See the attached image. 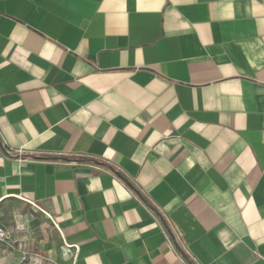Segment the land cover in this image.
Wrapping results in <instances>:
<instances>
[{"label": "crops", "instance_id": "0c3cea01", "mask_svg": "<svg viewBox=\"0 0 264 264\" xmlns=\"http://www.w3.org/2000/svg\"><path fill=\"white\" fill-rule=\"evenodd\" d=\"M27 207L53 264H264V0H0V210Z\"/></svg>", "mask_w": 264, "mask_h": 264}, {"label": "rangeland", "instance_id": "374dc122", "mask_svg": "<svg viewBox=\"0 0 264 264\" xmlns=\"http://www.w3.org/2000/svg\"><path fill=\"white\" fill-rule=\"evenodd\" d=\"M21 214L26 215L25 222L19 221L20 213L0 210V222L5 223L9 233L8 239H0V249H6L10 254L8 260L13 264H53L50 251L57 244L58 236L50 220L29 207Z\"/></svg>", "mask_w": 264, "mask_h": 264}, {"label": "built area", "instance_id": "2783aa9c", "mask_svg": "<svg viewBox=\"0 0 264 264\" xmlns=\"http://www.w3.org/2000/svg\"><path fill=\"white\" fill-rule=\"evenodd\" d=\"M8 234L4 230L0 229V239H8Z\"/></svg>", "mask_w": 264, "mask_h": 264}]
</instances>
